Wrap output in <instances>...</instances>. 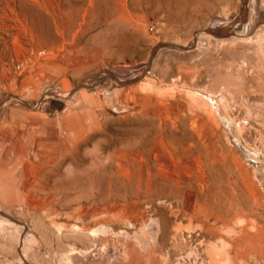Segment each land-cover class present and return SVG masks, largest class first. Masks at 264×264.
<instances>
[{
	"label": "rangeland",
	"instance_id": "rangeland-1",
	"mask_svg": "<svg viewBox=\"0 0 264 264\" xmlns=\"http://www.w3.org/2000/svg\"><path fill=\"white\" fill-rule=\"evenodd\" d=\"M0 211V264H264V0H0Z\"/></svg>",
	"mask_w": 264,
	"mask_h": 264
},
{
	"label": "bare ground",
	"instance_id": "bare-ground-1",
	"mask_svg": "<svg viewBox=\"0 0 264 264\" xmlns=\"http://www.w3.org/2000/svg\"><path fill=\"white\" fill-rule=\"evenodd\" d=\"M122 3V2H121ZM123 13V12H122ZM120 15V14H119ZM122 18H123V15L121 16ZM125 17V19H126V17L127 16H124ZM124 63L126 64V63H128V61H124ZM126 65H129V64H126ZM124 69V68H123ZM120 70H122V68H120L119 69V71ZM116 74V73H115ZM190 104V103H189ZM196 106V105H195ZM200 106V105H199ZM190 107H191V105H190ZM208 107V106H207ZM196 108V107H195ZM175 117V116H174ZM166 120V119H165ZM171 120V119H170ZM173 122V121H172ZM173 123H175V122H173ZM160 124H161V122H160ZM164 124V123H163ZM159 125V124H158ZM159 127H160V125H159ZM165 128H166V126H165ZM172 128V127H171ZM174 128V127H173ZM175 129H178V128H175ZM165 130V129H164ZM171 131V130H170ZM173 131V130H172ZM176 131V130H175ZM160 132V131H159ZM174 132V131H173ZM180 132V131H179ZM185 132V131H184ZM175 134L174 135H172L171 137H173V139H170L169 141H170V144L171 145H179L180 143H178V138L180 137L179 135H177L176 134V132H174ZM182 133V132H181ZM157 134V133H156ZM165 134V133H164ZM173 134V133H172ZM147 135V134H146ZM158 135H161L162 136V138H163V129L161 130V132L158 134ZM182 135V134H181ZM156 136V135H155ZM166 136V135H165ZM183 136H186V135H183ZM150 137V136H149ZM144 138H147V136H145ZM161 138V137H160ZM184 138V137H183ZM191 138V137H190ZM164 139V138H163ZM146 140V139H145ZM181 140V139H180ZM184 140V139H183ZM186 140H187V138L184 140V142L181 140V145L182 146H184V151L185 152H191V150H190V146H186V144L188 143H186ZM161 141V140H160ZM160 141H158V142H160ZM195 141V140H194ZM164 142H166V141H164ZM180 142V141H179ZM192 143V142H191ZM158 144H160V143H158ZM165 145V144H164ZM189 145V144H188ZM191 145V144H190ZM157 147V146H156ZM166 147V146H165ZM170 147V146H169ZM174 147V146H173ZM193 147V146H192ZM162 148H164V147H162ZM182 148V147H181ZM171 149H172V147H171ZM182 149V150H183ZM162 150V149H161ZM168 150V149H167ZM170 150V149H169ZM168 150V151H169ZM172 151V150H171ZM192 151H193V149H192ZM165 152H166V149H165ZM174 153V152H173ZM195 154H196V152H195ZM213 189V188H212ZM213 192V191H212ZM196 194V193H195ZM213 196H214V193L212 194ZM210 198H212V196H210ZM214 198V197H213ZM218 198V197H217ZM216 199V198H215ZM193 200V196L192 197H188V199H187V203L189 204L191 201ZM211 200V199H210ZM213 200V199H212ZM185 201V200H184ZM196 201V200H195ZM194 201V204L196 203ZM193 202V201H192ZM186 203V202H185ZM211 203V202H210ZM213 203V202H212ZM211 203V204H212ZM212 205H214V204H212ZM190 206V205H189ZM185 212H184V214L186 215V216H190L191 218H193L194 217V215L197 213V210H198V207H195V205H194V207L193 208H191V207H188V206H186L185 205ZM219 209V208H218ZM182 216H183V214H182ZM223 216V215H222ZM233 216V215H232ZM231 216V217H232ZM226 217V216H225ZM231 217H229V218H231ZM234 217V216H233ZM217 220V219H216ZM219 221H221V220H219ZM3 223V222H2ZM223 223H224V221H223Z\"/></svg>",
	"mask_w": 264,
	"mask_h": 264
},
{
	"label": "water",
	"instance_id": "water-1",
	"mask_svg": "<svg viewBox=\"0 0 264 264\" xmlns=\"http://www.w3.org/2000/svg\"><path fill=\"white\" fill-rule=\"evenodd\" d=\"M0 214L3 215V216H6V217H8V218H11L10 216H8L6 213H4V212H2V211H0Z\"/></svg>",
	"mask_w": 264,
	"mask_h": 264
}]
</instances>
